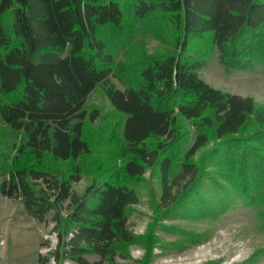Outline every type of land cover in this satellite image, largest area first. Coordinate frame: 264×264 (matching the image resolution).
Masks as SVG:
<instances>
[{
    "label": "trees",
    "instance_id": "16d2710c",
    "mask_svg": "<svg viewBox=\"0 0 264 264\" xmlns=\"http://www.w3.org/2000/svg\"><path fill=\"white\" fill-rule=\"evenodd\" d=\"M147 35L165 51L147 55ZM214 51L226 71L264 65V0H0V121L15 139L0 194L52 217L38 264H114L147 172L157 219L241 204L262 208L264 229V105L199 77ZM98 85L109 111L94 129L98 111L82 109Z\"/></svg>",
    "mask_w": 264,
    "mask_h": 264
},
{
    "label": "rangeland",
    "instance_id": "374dc122",
    "mask_svg": "<svg viewBox=\"0 0 264 264\" xmlns=\"http://www.w3.org/2000/svg\"><path fill=\"white\" fill-rule=\"evenodd\" d=\"M136 42L147 55L163 53L167 47L165 39L148 35ZM119 60L121 56L116 58ZM198 74L212 88L251 97L264 105V65L250 71H226L214 51ZM109 85L124 90L114 77ZM102 87L98 85L91 92L82 109L88 114L93 109L98 111L94 129L102 124L101 118L109 111ZM209 148L210 145L201 152ZM14 154V135L0 121V159L9 160ZM5 179L7 176L0 171V184ZM90 179L83 177L74 184V192L81 194ZM137 190L138 203L126 210L127 225L135 240L123 247L114 264H264V229L257 218L262 208L234 204L216 220L180 216L176 211L157 219L161 195L157 173L147 172ZM204 197L207 200L210 195ZM53 227L51 216L38 222L27 214L20 200L0 194V264H38V256H46L56 245ZM188 235H195V241L190 242ZM87 259L96 261L98 257Z\"/></svg>",
    "mask_w": 264,
    "mask_h": 264
}]
</instances>
